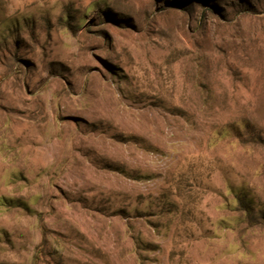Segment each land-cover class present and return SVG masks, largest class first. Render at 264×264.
<instances>
[{"label": "rangeland", "instance_id": "rangeland-1", "mask_svg": "<svg viewBox=\"0 0 264 264\" xmlns=\"http://www.w3.org/2000/svg\"><path fill=\"white\" fill-rule=\"evenodd\" d=\"M258 136L264 0H0V264H264Z\"/></svg>", "mask_w": 264, "mask_h": 264}, {"label": "trees", "instance_id": "trees-1", "mask_svg": "<svg viewBox=\"0 0 264 264\" xmlns=\"http://www.w3.org/2000/svg\"><path fill=\"white\" fill-rule=\"evenodd\" d=\"M206 7H207L206 8L207 10H210V9L212 10L215 7V3H209ZM225 19L227 20L228 19V16H225ZM258 140L264 141V139H262L261 137H259ZM236 196H237V199L239 200L240 203H242L244 206H248L249 208L253 209V205L252 204L254 202V199L253 198L250 199L249 195L248 194H245V192L243 190L241 192H237L236 193ZM255 211H256L255 209L251 210L250 213H249L250 214L249 216H253V217H256L257 216L258 217V215L260 213L264 217V209H263V207L261 209H258V211H259L258 213H257V211L256 212Z\"/></svg>", "mask_w": 264, "mask_h": 264}]
</instances>
